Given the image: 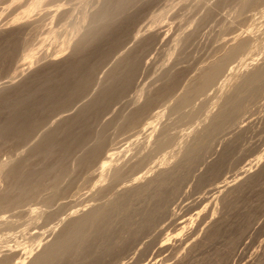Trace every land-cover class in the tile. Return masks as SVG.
Listing matches in <instances>:
<instances>
[{
  "label": "rangeland",
  "instance_id": "rangeland-1",
  "mask_svg": "<svg viewBox=\"0 0 264 264\" xmlns=\"http://www.w3.org/2000/svg\"><path fill=\"white\" fill-rule=\"evenodd\" d=\"M113 1L0 0V264H264V0H126L84 89L5 128Z\"/></svg>",
  "mask_w": 264,
  "mask_h": 264
},
{
  "label": "bare ground",
  "instance_id": "bare-ground-1",
  "mask_svg": "<svg viewBox=\"0 0 264 264\" xmlns=\"http://www.w3.org/2000/svg\"><path fill=\"white\" fill-rule=\"evenodd\" d=\"M112 1V0H111ZM126 0H116V1H113V5H114V7H113V5L112 4H110L109 3V5H107V7H109V8H104L105 10H104V14L102 15V13H101V17H100V19H99V21L97 22L98 24H96L95 22H94V20H95V18L96 17H98V16H95L94 17V20H92L93 21V23H95L94 24V26H93V23H92V27H94V28H91V30H88L89 32L88 33H90V31H91V33L90 34H88L87 33V36H86V34L84 35V36H86L85 37V39H84V41L82 42V44H80L79 43V45L77 46V48L75 49V51H76V55L75 56H78L79 54H82L83 56H81L80 58H77L76 59V57L74 56V58L75 59H73V58H71V59H73V60H71V61H69V60H67V63H66V67H65V71H64V73L62 74V76H61V74H60V77L61 78H58L57 80L55 79L56 77L55 76H57V75H52V74H50L49 73V75H44L43 76V78L41 79V80H39V83L36 85H33V86H29L28 88H26L25 90H27V92H26V94L23 96V97H20L19 99H21V100H17V101H19L18 103H16L15 102V100H14V103H13V105L11 104L12 102H10V101H8V102H10V103H8V104H11V105H9V107H7L8 108V110L10 109V115L8 116V118L5 120V124H6V126H5V128L7 127V128H10V129H13V131H15L17 134L16 135H20L19 136V138L21 137H25V134H27L26 132L28 131V129L31 127V126H33V124H35L36 122H33V112L35 111V109H36V107H42V106H44V105H53V106H55V105H57L58 106V104H60V103H63V102H65V101H68L69 100V98H71V96H73L75 93H78L79 91H82L83 89H84V87L87 85V83L89 82V79H90V77H92L91 76V74H92V72L94 71V70H92V68H93V66H94V63H91L90 62V56H92L95 52H96V54H98V53H101V52H103V50H101V48H100V42H102V40H101V38L102 37H104V32L109 28V27H111L112 26V24H113V20H114V17H116V16H114V14H115V11H121L120 9L122 8V6H124V3H126L125 2ZM138 0H136V2H137ZM147 1H149V0H147ZM151 1H153V0H151ZM109 2V1H108ZM108 2H107V4H108ZM128 2V1H127ZM129 3V2H128ZM132 3H133V1H132ZM141 3V2H140ZM150 3V2H149ZM134 4V3H133ZM132 4V5H133ZM138 4H139V2H138ZM127 5H129V4H127ZM131 5V4H130ZM131 5V6H132ZM135 6H136V4H135ZM138 6V5H137ZM132 8V7H131ZM130 8V10H131V12H132V9ZM143 8V7H142ZM124 9H125V7H124ZM134 9V8H133ZM129 10V11H130ZM135 10V9H134ZM133 10V11H134ZM100 11V10H99ZM101 12H102V10H101ZM117 12V13H118ZM122 12V11H121ZM87 13V12H86ZM120 13V12H119ZM118 13V14H119ZM123 13V12H122ZM128 13H130V12H128ZM127 12L125 13V15H124V18H125V16H127L126 14H128ZM137 14H135V15H138V12H136ZM131 14H133V12L131 13ZM130 14V15H131ZM123 15V14H122ZM121 16V15H120ZM129 16V15H128ZM135 17V19H136V17L137 16H134ZM118 18V17H117ZM117 18H115V20L117 19ZM122 18H123V16H122ZM121 18V19H122ZM131 18H133V17H131ZM129 20H130V18H128ZM134 19V18H133ZM133 19H131V20H133ZM140 20V19H139ZM87 21V20H86ZM95 21H97V20H95ZM113 21V22H112ZM118 21H120V19L118 20ZM118 21H116V22H118ZM124 22V21H123ZM115 23V22H114ZM118 23H122V22H118ZM141 23V22H140ZM116 24V23H115ZM81 25H83V24H81ZM86 25V24H85ZM88 25V24H87ZM111 25V26H110ZM114 25V24H113ZM118 25V24H117ZM116 25V26H117ZM140 25V24H139ZM115 26V27H116ZM122 26V25H121ZM121 26H119V27H121ZM124 26V25H123ZM128 26V25H127ZM133 26V25H132ZM136 26V25H135ZM134 27V26H133ZM137 27V26H136ZM112 28V27H111ZM123 28V27H122ZM122 28H121V30H122ZM127 28V27H126ZM81 29V28H80ZM110 29V28H109ZM108 29V30H109ZM116 29V28H115ZM113 30V29H112ZM119 30V29H118ZM117 30V31H118ZM124 30V29H123ZM128 30V29H127ZM136 30V29H135ZM114 31V30H113ZM112 31V32H113ZM120 31V30H119ZM134 31V30H133ZM107 32V31H106ZM115 32V31H114ZM106 34V33H105ZM107 34H109V33H107ZM131 34V33H130ZM109 35H111V34H109ZM113 35V34H112ZM119 35H121V34H119ZM127 35V34H126ZM137 35V34H136ZM107 36V35H106ZM116 36V35H115ZM114 36H110V39L111 38H113ZM118 37V36H117ZM127 37H129V36H127ZM104 38H106V37H104ZM109 38V37H108ZM122 38H120V40H121ZM124 39V38H123ZM83 40V39H82ZM115 40H116V38H113V40L111 41L112 43H114L115 42ZM107 41V40H106ZM118 41V40H117ZM110 43V42H109ZM108 43V44H109ZM112 43H110V44H112ZM121 43V42H120ZM119 43V44H120ZM105 44V43H104ZM104 44H103V46H104ZM151 44V43H150ZM191 45V44H190ZM106 46H109V45H106ZM114 46V45H113ZM119 46V45H118ZM122 46V45H121ZM91 47H92V49H91ZM102 47V46H101ZM110 47V46H109ZM120 47V46H119ZM145 47V46H144ZM149 47V46H148ZM91 49V51L90 52H86L88 49ZM104 47H102V49H103ZM114 48H117V47H114ZM137 48V47H136ZM146 48V47H145ZM106 49H108V48H106ZM105 49V50H106ZM147 49V48H146ZM108 50H110V48L108 49ZM122 50V49H121ZM131 50V49H130ZM151 49H149V51H150ZM148 51V50H147ZM107 52V51H106ZM105 52V53H106ZM131 53V52H130ZM145 53H147L146 51H145ZM103 54H104V52H103ZM125 54V53H124ZM100 55V54H99ZM105 55V54H104ZM131 55V54H130ZM97 55H95L94 54V57L95 58H97L96 57ZM127 56V55H126ZM146 56V55H145ZM148 56V55H147ZM103 57V56H102ZM109 57V56H108ZM125 57V56H124ZM123 57V58H124ZM134 57V56H133ZM99 58V57H98ZM122 58V59H123ZM132 58V57H131ZM153 58V57H152ZM102 59H105V58H102ZM138 59V58H137ZM137 59H136V61H137ZM94 60V59H93ZM108 60V59H107ZM124 60V59H123ZM135 60V58H133V59H128V61H126L123 65H122V69L120 70V68L119 69H117V70H119L120 72H116V73H118V74H115V75H113L112 77H111V79H110V81H109V83L107 84V86H106V92L104 93V95H103V100H104V98H106L107 97V95L110 93V92H112V90H115V89H117L118 88V85H120V88H121V85L122 84H126V83H124L125 82V80H126V82H128L127 81V79L126 78H128L127 76H128V73H129V70L131 69V67H132V65H133V62H136V61H134ZM96 61H98L97 59H96ZM100 61V60H99ZM118 61V60H117ZM95 62V61H94ZM119 62H121V60L119 61ZM141 62V61H140ZM96 63V62H95ZM104 63H105V61H104ZM98 64V63H97ZM96 64V65H97ZM120 64V63H119ZM135 64V63H134ZM144 63L142 62V65H143ZM99 65V64H98ZM102 65V64H101ZM115 65V64H114ZM136 65V64H135ZM142 65L140 66V67H142ZM103 66V65H102ZM118 66V65H117ZM139 66V65H138ZM137 66V67H138ZM115 67H116V65H115ZM121 67V66H120ZM134 67V66H133ZM132 67V68H133ZM95 68V67H94ZM100 68V67H99ZM135 68V67H134ZM139 68V67H138ZM57 69V68H56ZM116 69V68H115ZM61 70V69H60ZM144 70V69H143ZM61 72H63V71H61ZM136 72V71H135ZM138 72H140V71H138ZM94 73V72H93ZM113 73H115V71L113 72ZM47 74V73H46ZM96 74V73H95ZM136 74V73H135ZM139 74V73H138ZM131 75V74H130ZM129 75V78L131 77ZM140 75V74H139ZM111 76V75H110ZM133 76H137V75H132V77ZM55 77V78H54ZM134 79H135V77H133ZM164 78V77H163ZM93 79V78H92ZM37 80V79H36ZM35 80V82L37 83L38 82V80L36 81ZM94 80V79H93ZM137 80V79H136ZM91 81V80H90ZM130 81V80H129ZM132 83H133V81H132ZM104 84V83H103ZM91 85V84H90ZM124 86H127V85H124ZM123 86V87H124ZM105 87V86H104ZM103 87V88H104ZM122 87V88H123ZM102 88V89H103ZM126 88V87H125ZM105 89V88H104ZM103 89V90H104ZM85 90H86V88H85ZM105 91V90H104ZM39 93H42V94H40L39 95ZM80 93V92H79ZM115 93V92H114ZM122 93V92H121ZM127 93V92H126ZM117 94V93H116ZM99 95H100V93H99ZM76 96H77V94H76ZM108 96H111L110 94L108 95ZM113 96V95H112ZM75 97V95L73 96V98ZM7 98H9V97H7ZM81 98V97H80ZM98 98V97H97ZM111 98V97H110ZM109 98V99H110ZM117 98V97H116ZM122 98V97H121ZM113 99V98H112ZM7 100H9V99H7ZM6 100V101H7ZM71 100H72V98H71ZM70 100V101H71ZM93 100V99H92ZM100 100H101V98H100ZM111 100V99H110ZM13 101V100H12ZM69 101V103H71ZM115 101V100H114ZM113 101V102H114ZM153 101V100H152ZM2 102H4L5 104H6V106H7V103L5 102V101H2ZM75 102H76V100H75ZM90 102V101H89ZM100 102V101H99ZM91 103H93V102H91ZM96 103H97V101H96ZM95 103V104H96ZM101 103V102H100ZM104 103V102H103ZM5 104H4V108H5ZM67 104V103H66ZM2 105V104H1ZM83 105H84V103H83ZM3 106V105H2ZM61 106V105H60ZM144 106H146V105H144ZM45 107V106H44ZM83 107V106H82ZM90 107V106H89ZM0 108H2L1 106H0ZM46 108V107H45ZM48 108H50V107H48ZM57 108V107H56ZM61 108H63V107H61ZM87 108V107H86ZM93 108H94V106H93ZM96 108H97V106H96ZM96 108L94 109V110H96ZM53 109V108H52ZM70 109V108H69ZM85 109V108H84ZM84 109H82V110H84ZM105 109V108H104ZM2 110H3V108H2ZM5 110V109H4ZM63 110V109H62ZM67 110V109H66ZM91 110V108H88L87 110H85L83 113H82V115H85V114H87L89 111ZM94 110H92V111H94ZM73 111V110H72ZM79 111V110H78ZM77 111V112H78ZM101 111V110H100ZM103 111V110H102ZM107 111V110H106ZM111 111V110H110ZM117 111V110H116ZM51 112V111H50ZM66 112V111H65ZM91 112V111H90ZM104 112V111H103ZM8 113V112H7ZM79 113H81V111L79 112ZM93 113H97V112H93ZM106 113V112H105ZM6 114V113H5ZM78 114V113H77ZM98 114V113H97ZM100 114V113H99ZM104 114V113H103ZM89 115V114H88ZM105 115V114H104ZM64 116H66V115H64ZM63 116V117H64ZM75 116V115H74ZM86 116V115H85ZM94 116H96V114H94ZM101 116V115H100ZM78 117V116H77ZM81 117V116H80ZM91 117H93V114H92V116ZM90 116H89V118H91ZM97 117V116H96ZM103 117V116H102ZM66 118V117H65ZM71 118V117H70ZM69 118V119H70ZM88 118V117H87ZM101 118V117H100ZM59 119V118H58ZM72 119V118H71ZM79 119H81V118H79ZM84 119V118H83ZM94 119V118H93ZM88 120V119H87ZM98 120V119H97ZM107 120V119H106ZM127 120V119H126ZM35 121V120H34ZM73 121V120H72ZM82 121V120H81ZM81 121H79V124H80V122ZM39 122V121H38ZM77 122H78V120H77ZM83 122V121H82ZM84 123V122H83ZM86 123V122H85ZM55 124V123H54ZM71 124V123H70ZM70 124H68V125H70ZM73 124V123H72ZM87 124H88V122H87ZM3 125V124H2ZM77 125V124H76ZM75 125V126H76ZM90 125V124H89ZM88 125V126H89ZM4 126V125H3ZM2 126V128H4ZM57 126V125H56ZM73 126H74V124H73ZM74 126V127H75ZM83 126H84V124H83ZM83 126L81 127V129L83 128ZM63 127H65L64 125H63ZM33 128V127H32ZM92 128V127H91ZM9 129V130H10ZM87 129V128H86ZM77 130V129H76ZM80 130V129H79ZM84 130H85V127H84ZM84 130H83V133H84ZM5 131V130H4ZM7 131V130H6ZM11 131V130H10ZM8 132V133H12V131L11 132ZM30 131V130H29ZM34 131V130H33ZM56 131V130H55ZM73 131V130H72ZM2 132V131H1ZM54 132V131H53ZM86 132V131H85ZM29 133V132H28ZM89 133V132H88ZM13 134V133H12ZM29 135V134H28ZM69 135H70V133H69ZM83 136H85L84 134H82ZM6 136V135H5ZM18 136H16V137H18ZM55 135H54V133L52 134H50L48 137H47V141L48 140H50L51 138H53ZM87 136V135H86ZM86 136H85V138H86ZM13 137V136H12ZM69 137V136H68ZM68 137H67V139H68ZM78 137V136H77ZM91 137V136H90ZM75 138V137H74ZM82 139V138H81ZM88 139V138H87ZM91 139V138H90ZM17 140V139H16ZM21 140V139H20ZM45 140V141H46ZM80 140V139H79ZM73 141H74V139H73ZM83 141H84V139H83ZM91 141V140H90ZM28 142V141H27ZM63 142V141H62ZM76 142V141H75ZM80 142V141H79ZM96 143V142H95ZM80 144V143H79ZM83 144H84V142H83ZM88 144V143H87ZM81 145V144H80ZM99 145V144H98ZM85 146V145H84ZM69 147V146H68ZM74 147H76V146H74ZM96 147V146H95ZM67 148V147H66ZM99 149V148H98ZM73 151V150H72ZM90 151V150H89ZM63 154V153H62ZM84 163V162H83ZM79 227V226H78ZM75 230H78V229H75ZM73 231V230H72ZM100 231V230H99ZM101 231H102V229H101ZM74 233V232H73ZM65 239V238H64ZM82 239V238H81ZM66 241V240H65ZM59 242V241H58ZM66 243H68V242H66ZM65 243V244H66ZM65 244H64V246H65ZM68 245V244H67ZM67 245H66V247H67ZM59 246V245H58ZM63 246V247H64ZM69 246V245H68ZM53 247V246H52ZM62 247V248H63ZM65 247V248H66ZM59 248V247H58ZM57 248V249H58ZM61 248V247H60ZM59 248V249H60ZM64 249V248H63ZM61 250V249H60ZM62 251V250H61ZM61 253V252H60ZM89 253V252H88ZM50 255V254H49ZM40 262V261H39ZM43 262H44V260H43ZM40 264V263H39Z\"/></svg>",
  "mask_w": 264,
  "mask_h": 264
}]
</instances>
